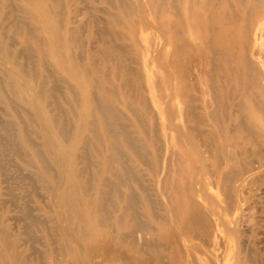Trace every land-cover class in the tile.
Returning <instances> with one entry per match:
<instances>
[{
  "label": "bare ground",
  "instance_id": "obj_1",
  "mask_svg": "<svg viewBox=\"0 0 264 264\" xmlns=\"http://www.w3.org/2000/svg\"><path fill=\"white\" fill-rule=\"evenodd\" d=\"M103 1L115 5L119 14H111V21L100 29L94 17L92 38L102 44L76 56L74 50L63 54V0H34L48 7L37 9L40 18L34 9H23L21 0L7 5L0 0V264H89L101 259L103 251L101 244L88 240L96 225L109 229L111 238L115 233L108 247L113 257L109 264H264L262 239L241 236L244 217L226 220L218 209L221 201L214 199V205L207 200L211 185L231 204L230 211L234 201L240 210L249 203L255 213L264 211L261 198L245 195L255 176L264 177V0ZM145 8L161 21L155 26L163 39L156 56L159 61L162 55L160 65L165 67L159 81L164 87L155 98V104H164L160 135L157 121L150 128L143 123L142 116L151 110L131 85L138 75L127 64L132 51L114 41L121 17L141 20ZM44 32L54 43V59L64 74L49 64ZM70 35L75 48L85 47L79 32L70 30ZM12 39H20L21 48L12 50L8 44ZM200 42L206 48L198 62L206 75L191 84L186 56L189 51L197 53ZM18 56L25 63L21 65ZM80 63L102 97L90 91L79 99L78 87L67 75L77 78ZM198 83L201 94L212 102L199 104L194 94ZM119 88L127 110L147 135L144 145L137 142L142 137L134 125L110 100ZM173 95L181 101L178 109ZM82 104L91 107L90 115L78 116ZM27 106L34 108V117L23 115ZM176 115L181 128L175 126ZM73 131L76 150L67 153L63 148ZM120 141L129 147L123 149ZM129 153L148 169L158 165L154 190L136 180L135 195L128 189L118 191L120 179L116 181L114 172L137 174L127 159ZM24 168L31 171L24 174ZM91 187L98 198L87 207L83 202ZM39 188L49 192L43 203ZM107 199L109 206L119 208L114 218L118 231L110 226V209L101 205ZM224 229L235 234L233 243L223 235ZM41 239L46 243L43 260L29 246L38 248L36 241ZM52 241L57 243L54 253Z\"/></svg>",
  "mask_w": 264,
  "mask_h": 264
},
{
  "label": "rangeland",
  "instance_id": "obj_2",
  "mask_svg": "<svg viewBox=\"0 0 264 264\" xmlns=\"http://www.w3.org/2000/svg\"><path fill=\"white\" fill-rule=\"evenodd\" d=\"M9 1L10 0H4L6 5L8 4ZM142 1H145V0H142ZM63 2H64L63 4H64V9H65L64 13L66 16V19L61 24V34L63 36V40L66 42L64 45L63 54L69 55L74 50V52L76 53V56L77 55L81 56L80 53H83V56H85L86 50H88L89 47L94 48V47L98 46L99 44H102V42L100 43V41H95L92 38L91 33L93 31V28L95 29V27H96V25L94 24L93 18L95 17V18L99 19L98 28L100 29L103 27V23L107 24L111 21V19H110L111 14L118 15L119 11L116 9L115 5H112L109 2H106L103 0H63ZM20 5L23 7V9H34L36 11V13L39 9L48 8L44 2L38 4V2H34V0H21ZM22 14L23 13H20V15H22ZM92 14L94 16H92ZM141 16L143 17V19L141 18V20H139V17L137 19H135L133 16L132 17L134 19L129 18L128 16L121 17L122 18V24H121V26L116 28V31L120 36L118 35V37H115L114 41L118 44L126 45L132 51L130 53L131 58H130V60H128L127 64H130V66L133 69L138 70L137 71L138 75H135L132 78L133 82H131V85H132V88H133L134 92L136 93L137 97L143 98L148 103L150 110H151L150 112L147 111L146 114L144 116H142L143 123H144V125H146V127L150 128L149 125H151L152 123L157 121L156 125L159 129V135H160V132L162 130L161 126L165 122L164 117L161 114V108H162V106L164 107V104L161 105V107L158 106L157 104H155V98L159 99L158 97L160 96V93L164 87L163 83H161L159 81L161 80V78L164 74L165 67L161 66L162 65V62H161L162 61V58H161L162 55L159 56L160 57L159 61L161 60L160 61L161 63H159L158 57L156 56V55H159L160 53L159 52L157 53V51L155 49L159 47V45L163 39H162L161 33L155 28V26H159V25L161 26V21L156 20L155 16L152 15L151 10L148 8L144 9ZM37 17L40 18L39 13L36 14V18ZM37 24H38V26L40 25L39 22ZM145 24L153 25V27L146 29L143 26ZM34 28L35 29L37 28L36 24H34L33 29ZM70 30H76L77 32H79V36L81 38H83V40H84V45H85L84 48H81V49L75 48V45L71 41ZM101 31H103V30H101ZM42 35H43V38L46 42L45 51L48 54L49 64L54 71L60 72L61 70L58 68L57 62L54 59V55H53L54 50H55L54 43H52L51 37L46 32L42 33ZM96 35H99V32ZM10 38H12V36H10ZM188 38H189V40L192 39L190 36H188ZM149 40H152L153 42H149ZM195 40H196V38H195ZM198 42L199 41H197V43ZM8 44H10V48L12 50H15V49L18 50L19 48H21L20 39H12V41H9ZM199 44L201 45V47L198 48L197 53H195L194 51H189L187 53V56H186V61H187L186 67L189 68L188 80L191 84L197 83V81H199L201 79L200 77H204L203 75H206L205 71L200 70L201 64H200V62H198L199 54L201 52H203L206 47H203V44L201 42ZM33 49L34 50L37 49V50H35L36 51L35 53L38 54V52H39L38 47L34 46ZM148 49H153V51L152 50L149 51ZM222 49H224V47ZM251 58L254 60V59H256V56H251ZM17 60L19 61L20 64L25 63V61L20 56H18ZM36 63H37V61H35V65H36ZM109 66H110V64L106 63L105 68H107ZM82 67H83L82 63H80L77 66V71L79 72V75L77 78L73 77L71 75H67L70 83L73 84L74 86L76 85L78 87L77 88V95H78L80 100H83L84 97L88 93H90V91H95V88H94V85L92 82V81H94L93 77L91 75H89V73L84 74ZM167 69L168 68H166V70ZM60 73H62V72H60ZM80 73H82V75ZM62 74H64V73H62ZM3 76H4V78H7L6 75H2V77ZM23 79L27 80V77L24 76ZM174 82L175 83H173V86L177 87V81H174ZM197 86H198L199 91L197 93H194V94L199 99V104L203 101H205L206 103L212 102V101H210L211 100L210 96L204 97L201 94L200 89H201L202 85L200 83H198ZM102 94L103 93L100 92V90H98V89L94 93V95L96 97H99V96L102 97L103 96ZM124 97H125L124 92L122 91L121 88H119V90L115 94L110 96V100L112 101V103H114V105L117 107V109L125 115L126 122L130 121V123L134 125L133 129H135L136 133H138L142 137V138L140 137L141 141H137V142L140 145H144L146 142V139H147V135L144 133L143 128L140 127V123L139 124L136 123V118H134L130 114V112L127 110L126 102H125L126 99ZM12 99H13L14 103H16L18 105L19 101L13 97H12ZM163 101L166 102V101H168V99H165ZM171 101L173 102V104H174L173 106L175 107V109H178L179 106L181 105V103H180L181 101L177 96L173 95ZM25 113L34 117L35 110H34V108L27 106L26 110L23 112V115ZM77 113H78V116H80V117H86V116L90 115V113H92V110H91L90 106L82 104V107H80L78 109ZM95 119H96V117H95ZM182 124L183 123H182L181 119L179 118V116L176 115L175 126L181 128ZM74 127H75V125H74ZM36 129H37V127L34 128L32 131H35ZM75 133L76 132L73 131L72 138H70L68 140L67 144L64 145L63 149L67 153H72V152H75V150H76V142H75L76 140L73 139ZM83 134H84V136H85V134L88 135V133L86 132V130L84 128H83ZM91 137H92V134H90V138ZM119 145L123 149H127L129 147V143L127 141H120ZM99 147L102 148L100 145H99ZM108 147L109 146L105 147V149ZM126 155L128 157H130V159L127 157L129 164L135 169V171H137V174H136V176H130L129 174L124 173V172H114L116 181H118V178L120 179V182L117 183V187L119 185L118 191L121 190V193H124V191H127V189H128L130 194L135 195V191L132 190V186H133V184H136V180H140L141 182H144V183H149L151 186V189L154 190L156 184L153 181V178H155V175L157 173L155 169H159L158 165L154 166L152 169H148V168H146L145 163L144 164L138 163V161L136 160V158L134 157L133 154L129 153ZM22 171L24 174H26V173H29L31 170H29L28 168H26V169L24 168V169H22ZM104 175L106 176V175H108V173H104ZM245 176L246 175H243L240 179L244 180ZM95 177H96V179H98L97 174ZM95 177H93V178H95ZM258 178H259V180H258ZM189 182L190 181L187 180L185 188H187ZM209 186H207V193H208L207 194L208 197L206 196L207 200L209 202H211L212 204H214V199L221 201L222 206H219L218 209H219V211H221V214H223V217L226 220H232L231 217L236 216V215H237V217H240V218L243 216L244 219H242L241 221L245 225L239 227V228H241V231H242L241 236H244L246 238H250L252 240L256 239L258 241L260 239H262L260 246H262V248H264V211H258L257 213H255L256 208L249 203L243 204L242 210H240V208L236 207V205L234 203L235 201L232 202L234 205L232 204L233 207L231 206L232 210L230 211L229 209H230L231 204L228 205L227 203H225V198L219 192L218 189H216L215 187H212L211 185H209ZM255 186H256V188H255ZM262 188H264V177H262V176L259 177L257 175V177L255 176V178H253V181L251 182L250 186L246 189L245 195L253 196L255 198H261V201H263V203H264V194L261 193ZM137 189H141V188L137 187ZM39 191H40V193H42V203H43L48 198L49 192L44 191L43 189H40V188H39ZM151 192L153 193V191H151ZM138 194H139V197H142V192L138 191ZM175 194L177 195L180 193H175ZM211 196L213 199L211 198ZM97 198H98V195L94 194V189H93V187H91L89 199L85 200L83 202V204L88 207L89 203L91 201L96 202ZM159 199L161 200L163 198L160 197ZM173 199H175L174 196L172 197L171 201ZM202 200L203 199H199V203H201L200 201H202ZM86 201H88V202H86ZM204 203L206 206L207 203L206 202H204ZM110 204H111V202L108 199L104 200L101 203L102 207H108L110 209V211H109L110 212V218H111V219H109L110 226L112 228H114L116 226L117 231H118L119 229H121L120 225H119V221H116L114 218L117 216V214L120 213V211H119V208L117 207V205L109 206ZM154 205L156 208L160 207L159 204H154ZM89 208H91V207H89ZM223 209H224V211H223ZM156 210L158 212H160L159 209H156ZM230 226H234V225L230 224ZM109 231L110 230L105 228V227L100 228L99 226L96 225V228L92 229V231L90 232V235H88V240H89L90 244L98 243V245L101 244V246H103V251H101V259H98L96 261L91 259L89 264H92V263L93 264H109V261L113 258L111 250L108 247H110L109 245L113 241V238L115 237V233H113V238H111L112 232H109ZM113 231H115V230H113ZM223 235L231 243H233L236 239L235 234L229 229H227V230L224 229ZM46 241H48V240H46ZM36 242H38L36 244V246L38 248H36L35 246H31V245H29V246L32 248L31 250L37 249L38 252H36L34 256L41 258L43 260L45 258V256H43V254H42V249H43L45 242L43 243L42 239L38 240ZM56 247H57V243L52 241L50 248L52 249L53 253H54V250L56 249ZM53 256H54V254H53ZM36 257H32V259H36Z\"/></svg>",
  "mask_w": 264,
  "mask_h": 264
}]
</instances>
